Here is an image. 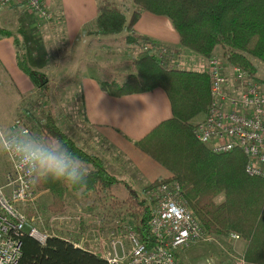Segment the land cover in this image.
Returning <instances> with one entry per match:
<instances>
[{
	"label": "trees",
	"instance_id": "obj_1",
	"mask_svg": "<svg viewBox=\"0 0 264 264\" xmlns=\"http://www.w3.org/2000/svg\"><path fill=\"white\" fill-rule=\"evenodd\" d=\"M132 2L135 8L126 16L112 1L98 0L94 27L85 33L106 37L127 30L125 41L136 47L130 59L129 73L120 83L98 81V86L105 93L120 97L159 87L168 97L170 116L159 120L145 135L135 139L133 145L170 174L154 178L142 191L159 186L162 182L177 183L179 195L184 204L193 210L203 231L222 236L233 231L237 239L243 240L244 247L240 254L247 263L264 264V177L245 168L247 159L240 149L213 151L196 139L193 132L194 124L190 118L207 111L211 98L208 71L178 69L173 65L167 67L165 63L170 59L167 57L170 47L166 46L165 50L158 52V40L149 35H140L132 28L143 11L164 16L177 33L179 46L189 48L191 52L205 58H211L214 50L220 47L223 69L236 64L246 71L250 79L261 83L263 80L256 76L258 67L252 58L264 64V0ZM1 35H11L15 64L29 77L35 92L43 94L47 86L46 73L28 64V54L21 51L20 41L13 33L0 28ZM17 115L22 126L20 129L25 128L26 132L48 139H59L90 166V175L84 186L73 187L51 180L32 182L35 191L46 190L49 193L50 202L45 204L49 212L63 211L64 195L69 188H90L96 195L102 190L109 193L112 185L117 182L115 175L107 172L99 156L81 149L75 139L56 124L54 113L46 110L38 116L34 108L27 105L21 107ZM121 183L127 187L126 209L135 222L133 228L138 235L150 241L146 226L155 199L151 197L147 203L145 198L138 196L130 183ZM219 194L223 197L215 200ZM32 204H25L28 219L35 215L36 208L31 207ZM114 204L115 201H112L110 206ZM45 238L39 242L27 233L21 234V254L17 264H110L93 251L76 247L71 240L55 233H46Z\"/></svg>",
	"mask_w": 264,
	"mask_h": 264
},
{
	"label": "rangeland",
	"instance_id": "obj_2",
	"mask_svg": "<svg viewBox=\"0 0 264 264\" xmlns=\"http://www.w3.org/2000/svg\"><path fill=\"white\" fill-rule=\"evenodd\" d=\"M110 1H112L114 5H118L121 10L126 13V16L135 8L132 0ZM18 9V14L14 18L16 22H11L12 15H8L7 12L0 13V28L7 29L20 41V47L22 46L21 51L27 52L28 64H30L31 67L38 68L41 72L46 73L48 76L47 86L43 94L41 92H35L29 79L30 83H27V85L31 86V90L21 92V94L17 96L14 86L9 84L7 86L2 85L0 88L4 90L5 96L4 93H2L3 96H0V99H3V101L0 100V128H6L10 131L22 128L21 124H19L21 122H18L19 116L17 115L21 107L27 105L32 106L35 114L38 116L44 114L46 110H49L55 114L56 124L60 125L61 129L69 137L75 139L77 145L80 146L81 149L93 153L97 157L99 156L107 172L110 174L112 173L115 175L114 177L117 178V182L112 185V191L109 190V193L111 192L110 194L108 191L102 190L99 195H96L92 189L83 187L76 190L75 194H72L71 192L75 190L69 188L65 192L64 200L70 207H65L64 204V209L61 212H49L45 207V204L50 202L49 193L46 190L35 191L32 188L33 197L31 200H33V204L31 207H35L36 211L34 212L35 215L32 216L31 219L29 218L30 224L35 226L38 232L47 234L55 233L61 238L66 237L72 240L80 238L77 234L79 229L76 227L79 224H77L76 216H79V218L82 217V221L89 224V227L87 226L88 228L93 227V229H100L99 231L103 235L107 234L108 228H115V230H117L119 226L121 228L126 225L134 226L135 222L128 215L129 211L126 209L125 197L127 196V187L121 182L126 181L130 183L133 190L138 193V196L145 198L147 203L151 200L149 191L152 190L153 187H149L146 191H142L145 185H142L140 180L132 176V174H136V172L135 168L131 165V161L126 160L123 155L121 156L118 153L119 151L113 153L112 151L107 152L103 149V141L99 140V137L92 132L91 126L83 119V101L81 99V94L83 90L87 88V85L89 88H92L90 84L94 82L98 84L99 80H104L106 82L115 81L118 84L124 76L127 75V72L129 73L130 59H132L136 47L125 41L127 30H122L117 35H109L106 37L93 36L92 38L89 37V39L82 33L80 38H76L72 41L73 44L71 45V49L68 50L67 56L65 55V57H62L61 61H64L65 58L68 63L67 66L65 65L62 67L60 57L65 52V40L63 39L62 42L57 38L50 40L45 31L43 35H41L40 32L34 33L33 31L31 34L30 32L27 34V27L31 26V17H34V14L26 12L25 7H20ZM147 14H149V12ZM18 18H20V21L23 20L25 22L22 24L27 26L24 27L26 31H23V27L18 26ZM161 18L164 19L165 22L168 21V23H171L168 19L164 18V16ZM47 25L46 22L43 26L47 27ZM93 27L94 24L91 22V28L93 29ZM132 28L134 30V26H132ZM159 30L164 31L161 27ZM57 31L58 30H56L55 33L50 31L52 37H56ZM173 31L176 33L175 30ZM80 45H82L81 50ZM164 47L166 48V46L160 42L157 45L159 50H157V48L155 50L162 52V50H165ZM109 48L113 50V52L116 50V53L119 55L115 56L109 54L108 52L111 51ZM83 49L85 52L81 53ZM35 50L38 52H34ZM94 50L98 52L91 54ZM184 51L185 53L183 55H186L188 51L191 52L190 49L186 47H184ZM46 53L49 54L48 57L45 58L44 56ZM213 53L215 56H212L217 57L219 59L218 62H220L223 58V56L220 55V47L214 50ZM184 57L181 59L180 63H177V61L172 62L170 58V61L165 64L167 67L171 65L177 67L175 66L176 63L178 65L183 64V66L192 67L186 63L188 62L187 57ZM206 59L207 61L209 60L208 57H206ZM252 59L256 67H258L256 76L264 81V64L257 58ZM0 60V64L2 62L7 68L8 65L3 61L2 57H0ZM194 67L200 68L199 66ZM17 70L22 76L25 75L28 77L24 72L19 70L18 67ZM225 71L229 80L234 78V71H231L228 66L225 67ZM9 72L11 75L10 70ZM4 78V73L0 72V83L4 81ZM263 81L258 83L264 91ZM18 89L21 90L22 87L19 86ZM11 98L14 100L17 99V101L11 102ZM202 115L201 112L197 113L196 116L190 118L191 122L195 124L196 121L202 118ZM5 156L6 155H0L1 183L5 180L4 176L10 168ZM86 165L90 167L88 166L89 164ZM78 192H80L81 196L78 195ZM222 197L223 196L219 194L215 200H221ZM31 200L27 201L25 204L29 203L30 205L32 203ZM112 201H115L113 207L110 206ZM21 208L25 214V205L21 206ZM93 232L90 230L88 232V237H92ZM231 232L226 236L215 234H211V236L209 234L206 236L201 235V237L205 239L201 241L196 240L190 243L189 246L178 249L176 257L179 258L180 264H229L231 260L235 258L239 259L240 257L245 261L244 264H251L247 263L240 254L242 247H244L243 240L231 238L229 236ZM122 233L124 232L122 231Z\"/></svg>",
	"mask_w": 264,
	"mask_h": 264
},
{
	"label": "built area",
	"instance_id": "obj_3",
	"mask_svg": "<svg viewBox=\"0 0 264 264\" xmlns=\"http://www.w3.org/2000/svg\"><path fill=\"white\" fill-rule=\"evenodd\" d=\"M18 4L42 21L53 17L43 0H0L2 8ZM218 61L211 56L205 67L211 98L207 111L194 125L195 138L213 151L240 149L247 159L245 168L264 177V91L236 64L229 66L234 71L230 84ZM5 158L10 168L0 182V264H17L21 254L19 236L27 233L43 242L46 234L30 224L21 208L33 197L32 181L11 157ZM178 187L175 182H162L149 191L155 199L146 226L150 241L138 235L133 225H126L117 230L108 228L104 235L91 227L83 231L79 244L88 245L86 249L110 264H180L177 250L205 239L201 235L209 233L203 231L193 210L184 204ZM90 230L94 231L92 237H88ZM236 235L231 232L229 236ZM242 259L235 258L229 264H244Z\"/></svg>",
	"mask_w": 264,
	"mask_h": 264
},
{
	"label": "crops",
	"instance_id": "obj_4",
	"mask_svg": "<svg viewBox=\"0 0 264 264\" xmlns=\"http://www.w3.org/2000/svg\"><path fill=\"white\" fill-rule=\"evenodd\" d=\"M43 1H45V5L53 15L50 21H46L48 24L47 27L43 26L44 23H46L45 20H40L36 14H34L35 18L31 17V26H24L22 23L25 22L23 20L20 21V18L17 19V22L19 23L17 24L18 26L23 27V31H26L24 27H27V34L29 32L31 34L33 31L34 33L40 32V34L43 35L45 31L47 33V37L50 40L57 38L62 42L64 39L65 52L60 57V63H62V67L65 65L67 66V59L64 58V61L61 60L62 57H65V55L67 56L68 50L71 49V45L73 44L72 41H74L76 38H80L82 33H84L88 39L89 37H93L86 34L85 31L92 29L91 22H93L94 15H96L95 6L96 3H98V0ZM20 7L24 8V6H20V4L5 6L3 8L0 7V13L7 12L8 15H12L11 22H16L14 18L17 16L19 11L18 8ZM26 12H28V10H26ZM147 13V11H143L140 17L136 20L134 24L135 32L139 33L140 35H149L152 37V39L162 42L164 46H167L168 48L170 47V50L167 51V57H170L172 62L177 61V63H180L181 59L186 56L188 61L186 63L192 67L183 66V64L178 65L176 63L175 66L178 68H187L190 70L205 69L207 59L201 54L188 51L186 55H183L185 53L184 47L178 45V35L177 33H174V29L170 27L172 25L171 23H168V21L165 22L160 15H151L150 12L149 14ZM160 27L164 31H160ZM56 30H58L56 37H52L50 31L55 33ZM12 43L13 40L11 36H0V57H2L3 61H5L9 67L6 68L2 62L0 64V72L4 73L5 75L4 81L0 83V87L2 85H12L15 87L17 96H19L21 92L31 90V86L27 85V83H30L29 78L25 75L22 76L17 70V65L15 64L14 59L15 52L13 50ZM81 46L82 45H80V50L82 48ZM111 51V53H108L115 56L119 55L116 53V50L115 52H113V50ZM34 52L38 51L35 50ZM82 52H85V50L83 49L81 53ZM94 52L97 53L98 51L94 50L91 54H94ZM48 54L49 53H46L44 57H48ZM194 66H199L200 68H195ZM9 70L11 71V75ZM227 81H229L230 84L233 82L231 79H228V76ZM19 86L22 87L21 90L18 89ZM90 86L92 88H89L87 85V88L83 90L81 94L84 112L83 119H85L86 123L91 126V129L93 130L92 132H94V134L99 137V140L103 141V149H105L107 152L112 151L113 153L119 151L118 153L121 156L123 155L126 160L131 161V165L135 168L136 172V174H131L135 179L140 180L142 185L146 186L154 178H161L163 176L169 175V171L158 165L154 159L144 155V153L141 152L139 148L133 145L135 139L145 135L147 130H149L153 125L159 123V120L166 117L168 118L170 116L171 108L169 107L168 97L164 91L158 87L143 93L133 92V94H123L120 97H116L105 93L96 82L90 84ZM2 93H4V90L0 88V96H3ZM0 100L3 101V99ZM10 101H17V99L14 100L11 98ZM76 190L79 189H75V191H72L71 193L75 194ZM79 196H81V194H79ZM65 207L70 206L65 203ZM76 218L77 224H79L76 227L79 229L77 234L80 237L83 231H88L89 224H87V222L84 223L82 221V217L79 218V216H76ZM66 239L71 240L76 247L79 246L84 249L88 248V245L84 246L79 244L81 237L77 238L76 240H72L70 238Z\"/></svg>",
	"mask_w": 264,
	"mask_h": 264
},
{
	"label": "clouds",
	"instance_id": "obj_5",
	"mask_svg": "<svg viewBox=\"0 0 264 264\" xmlns=\"http://www.w3.org/2000/svg\"><path fill=\"white\" fill-rule=\"evenodd\" d=\"M0 155L11 157L35 183L51 180L80 187L87 184L90 175L86 163L59 139H48L23 129L0 128Z\"/></svg>",
	"mask_w": 264,
	"mask_h": 264
}]
</instances>
